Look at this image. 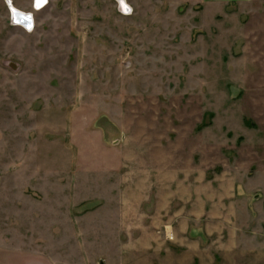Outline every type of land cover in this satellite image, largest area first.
I'll list each match as a JSON object with an SVG mask.
<instances>
[{
  "label": "rangeland",
  "instance_id": "rangeland-1",
  "mask_svg": "<svg viewBox=\"0 0 264 264\" xmlns=\"http://www.w3.org/2000/svg\"><path fill=\"white\" fill-rule=\"evenodd\" d=\"M5 1L0 264H100L136 228L238 230L217 263L264 264V0H8L32 29Z\"/></svg>",
  "mask_w": 264,
  "mask_h": 264
},
{
  "label": "crops",
  "instance_id": "crops-1",
  "mask_svg": "<svg viewBox=\"0 0 264 264\" xmlns=\"http://www.w3.org/2000/svg\"><path fill=\"white\" fill-rule=\"evenodd\" d=\"M238 202L246 201L238 200ZM164 231L171 235L170 239L165 236V232L160 235L158 231L149 228L130 229L126 232H132L130 235L136 238L133 241L129 240L130 242H122V245L106 247V252L116 251L118 254L105 256L98 262L106 264L109 260L107 264L112 262L114 264L116 262L118 264H224L223 260L226 262L230 258V253L245 252L248 248L246 244L233 242L234 236H238V230L229 233L231 238L227 242H222L220 239L218 243H202L192 238L194 235L188 234V228L175 231L170 228ZM220 232L222 233L219 235L223 236V230ZM208 235L211 236L210 231ZM252 249L264 250V243L252 244ZM217 256H221L223 260L217 263Z\"/></svg>",
  "mask_w": 264,
  "mask_h": 264
},
{
  "label": "bare ground",
  "instance_id": "bare-ground-1",
  "mask_svg": "<svg viewBox=\"0 0 264 264\" xmlns=\"http://www.w3.org/2000/svg\"><path fill=\"white\" fill-rule=\"evenodd\" d=\"M6 0V5H8L9 9L11 10V14H12V23L14 24H22L25 26V19L26 18H30L31 19V15L30 14H27V13H24V12H21V11H16L14 9H11V3L10 1ZM19 20V21H18ZM24 23V24H23ZM31 25V24H29ZM26 28H29L28 26H25Z\"/></svg>",
  "mask_w": 264,
  "mask_h": 264
},
{
  "label": "built area",
  "instance_id": "built-area-1",
  "mask_svg": "<svg viewBox=\"0 0 264 264\" xmlns=\"http://www.w3.org/2000/svg\"><path fill=\"white\" fill-rule=\"evenodd\" d=\"M47 3H48V0H32V7L35 10H40L45 5H47ZM118 6H119L120 10L122 11V13H128V11H129L128 7L122 5V3L120 2V0H118ZM11 21H12V19H11ZM32 28H33V26L29 27L28 29H32Z\"/></svg>",
  "mask_w": 264,
  "mask_h": 264
},
{
  "label": "flooded vegetation",
  "instance_id": "flooded-vegetation-1",
  "mask_svg": "<svg viewBox=\"0 0 264 264\" xmlns=\"http://www.w3.org/2000/svg\"><path fill=\"white\" fill-rule=\"evenodd\" d=\"M13 7H15V6H11V9H13ZM19 21V20H18ZM24 24V23H23ZM29 24H31V19L30 18H26L25 19V26H28V27H30V25ZM20 26H24V25H22V24H19Z\"/></svg>",
  "mask_w": 264,
  "mask_h": 264
}]
</instances>
